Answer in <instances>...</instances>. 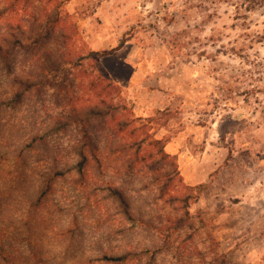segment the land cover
I'll return each instance as SVG.
<instances>
[{"label":"rangeland","instance_id":"obj_1","mask_svg":"<svg viewBox=\"0 0 264 264\" xmlns=\"http://www.w3.org/2000/svg\"><path fill=\"white\" fill-rule=\"evenodd\" d=\"M46 1L0 16L13 52L0 59V173L43 193L33 215L55 263L104 264V252L126 253L118 264H264V0ZM42 8H57L52 33L35 21ZM30 79L38 87L19 96ZM109 103L121 110L108 123L77 115ZM140 141L152 158L133 172ZM53 172L63 175L51 182ZM202 184L196 197L189 188ZM107 187L162 230L127 220Z\"/></svg>","mask_w":264,"mask_h":264},{"label":"trees","instance_id":"obj_2","mask_svg":"<svg viewBox=\"0 0 264 264\" xmlns=\"http://www.w3.org/2000/svg\"><path fill=\"white\" fill-rule=\"evenodd\" d=\"M6 6L5 11L2 13L0 12V16L3 14L8 13H14V10L17 8L16 5L19 2V0H5ZM47 0L46 2H48ZM57 8H55L52 11H48L46 8H42L39 13V18H36V23L39 21V24L43 27L44 30H46L47 34L52 33L57 29L58 23H60V19L56 18V11ZM2 13V14H1ZM54 15V16H53ZM31 27L30 29H32ZM2 35H0V59L5 60L8 58L9 55H11L13 52H10V43L8 38H1ZM9 36V35H8ZM50 40V36L48 35L47 40ZM45 41V43H46ZM18 47H21V49H24L23 43L20 41H15ZM44 43V44H45ZM63 49L66 48L65 43L63 42ZM121 46V44H120ZM119 47L112 49L111 51H105L102 53L94 52L93 55H102L106 56L111 54V52L118 50ZM14 50V47L12 48ZM70 54L68 52H63L62 59H66V57ZM72 63V62H71ZM102 85L101 88L103 90H110L113 85L110 82L105 83L101 78L99 79ZM20 86V94L24 95L27 92H30L32 88L37 86L35 81L33 79H30L28 81L20 80L18 81ZM102 83H105L104 85ZM116 88V87H114ZM116 90V89H113ZM121 110V106L117 104H103L98 107H90L86 108L83 111L77 112L78 117L82 115H86V121H91L93 119H100V121H104L107 123L109 122L110 118L113 119L116 114H118ZM91 116V117H90ZM116 118V117H115ZM109 119V120H107ZM84 123V120L82 121ZM122 127L129 126L128 121L121 120ZM103 125H106L105 123ZM104 128V127H103ZM126 130L125 128H119L118 131L123 132ZM132 133H129L128 135H132ZM87 139L88 144L84 145V148L87 149V152L90 153V157H98L100 148L99 146L93 145L91 143V140L88 139L85 136V140ZM162 144L161 140H152L151 143L148 144L149 147H156V145ZM144 146V141L136 142V147L138 149L133 151V155H130L128 159L131 161L130 169L134 172H136L137 168L144 164V162L150 160L152 158V153L150 151H147L146 149H142ZM141 151L144 153L141 154ZM15 152V151H14ZM17 153H15V157L24 155L23 150H16ZM158 155H160V158L164 160V158H168L169 155L165 153L164 146L162 148L158 149ZM10 151L9 154H7V160H10ZM78 161L74 164V167H72L73 171L79 175L80 177L84 176V169L88 165V155L86 153L80 152L78 153ZM1 159V157H0ZM1 172V170H0ZM27 175V180H29V173L25 174ZM63 173H50V181H54V178L56 176H62ZM66 175V174H65ZM13 178L7 179V177L2 176V173H0V264H57L55 263V260L52 257V250L48 247L47 239L49 235H43L42 234V228L41 226H44V219L38 218L37 216L33 215L36 214V211L39 207L42 206V196L43 193H38L37 189H34L31 192L21 193L20 190L16 189L17 184L13 183ZM51 182H46L47 187L51 188ZM39 186V183L36 184V187ZM206 188V185H197L194 187H190V191L195 192V196L202 194L204 192V189ZM39 189V188H38ZM49 191V190H48ZM107 191L109 193V197L112 198L116 204H118L122 211L121 214L125 215L126 219L131 221H137L139 225L141 226H148L150 228H154L157 230H162L160 226H155L153 224H150L148 221L142 219L141 217L136 216L131 208V200L130 198L125 195L123 191H121L118 187H107ZM40 192V191H39ZM18 197V198H15ZM31 198V199H29ZM21 203L26 204V210L27 213L24 218L20 217V210L17 206ZM22 204V205H23ZM38 219V222L36 224V220ZM23 220L24 224L22 227L25 228V232L21 233L19 232L20 228H18V221ZM169 224H172L170 219H167ZM181 221V219H176L175 223H178ZM171 227H168L170 229ZM59 237V236H58ZM98 260V262H102L104 264H118L119 262H124L127 260L126 253H121L115 256L109 255L108 253H102L101 255H97L95 257Z\"/></svg>","mask_w":264,"mask_h":264}]
</instances>
